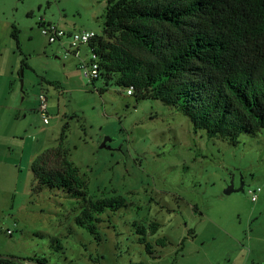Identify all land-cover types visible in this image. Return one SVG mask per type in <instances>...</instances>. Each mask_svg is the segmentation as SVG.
<instances>
[{
  "label": "rangeland",
  "instance_id": "rangeland-1",
  "mask_svg": "<svg viewBox=\"0 0 264 264\" xmlns=\"http://www.w3.org/2000/svg\"><path fill=\"white\" fill-rule=\"evenodd\" d=\"M106 7V0H0V156L13 165L0 173V254L22 264L43 257L48 264H264V130L234 147L195 134L183 113L159 100H136L115 84L96 91L103 82L92 84L80 68L88 47L69 53V37L50 44L42 27L101 34ZM42 93L48 124L38 112ZM106 137L109 149H100ZM59 146V161L64 156L89 184L81 190L87 200H126L94 216V234L75 222L80 199L33 191V163ZM232 179L245 188L227 196ZM153 221L160 230L151 243L162 236L171 243L156 248L155 260L137 232Z\"/></svg>",
  "mask_w": 264,
  "mask_h": 264
},
{
  "label": "trees",
  "instance_id": "trees-1",
  "mask_svg": "<svg viewBox=\"0 0 264 264\" xmlns=\"http://www.w3.org/2000/svg\"><path fill=\"white\" fill-rule=\"evenodd\" d=\"M102 33L87 47L98 57L104 93L111 84L132 88L136 100L155 99L183 113L193 131L236 147L242 135L264 130V0H106ZM43 25V24H42ZM19 49L18 30L11 34ZM21 61V68L26 65ZM92 81V84L95 81ZM64 139V131L60 142ZM50 148L32 165L34 192L48 188L83 202L75 222L94 234V216L126 206L122 196L87 200L80 169ZM56 158L51 164V158ZM139 227L145 252L171 245L165 236L154 244L160 223ZM151 228V229H150ZM184 240L179 243L183 248ZM178 249V250H179ZM30 259V258H29ZM34 264H48L35 258ZM21 260L13 256L0 264Z\"/></svg>",
  "mask_w": 264,
  "mask_h": 264
},
{
  "label": "built area",
  "instance_id": "built-area-1",
  "mask_svg": "<svg viewBox=\"0 0 264 264\" xmlns=\"http://www.w3.org/2000/svg\"><path fill=\"white\" fill-rule=\"evenodd\" d=\"M42 34L47 37L48 42L50 44L59 41L65 37H69L71 40V51L69 53L75 52L76 56L78 55L79 47L81 45L87 46L88 43L98 35L96 32L90 30H80L67 34L63 30L52 25H44L42 27ZM89 51L91 53L90 58L80 63V68L82 69L86 78L90 79L91 81H94L100 79V66L98 63L97 55L93 53L92 50ZM124 91L128 96H132L133 94L132 88H126L124 89ZM38 112L42 118L43 123L48 124L49 116L47 115V98L43 93L40 95V106ZM260 192V188L250 192L252 194L253 202L257 200V196ZM7 234L12 235V231L8 230Z\"/></svg>",
  "mask_w": 264,
  "mask_h": 264
},
{
  "label": "water",
  "instance_id": "water-1",
  "mask_svg": "<svg viewBox=\"0 0 264 264\" xmlns=\"http://www.w3.org/2000/svg\"><path fill=\"white\" fill-rule=\"evenodd\" d=\"M111 142V138L106 137L102 144L100 145V149H109L108 143ZM245 184L244 182L241 183L240 187L238 189L235 188L233 179L229 182L228 186L224 190L225 195H231L233 193L239 192V191H244ZM6 258L5 256L0 255V259Z\"/></svg>",
  "mask_w": 264,
  "mask_h": 264
},
{
  "label": "crops",
  "instance_id": "crops-1",
  "mask_svg": "<svg viewBox=\"0 0 264 264\" xmlns=\"http://www.w3.org/2000/svg\"><path fill=\"white\" fill-rule=\"evenodd\" d=\"M2 136L3 133L0 132V142L2 140ZM0 151H2V149L0 148ZM40 153V152H39ZM6 159V156L3 154L2 156H0V173H3V177H5L6 174L11 173V170H13V165L11 163H9ZM163 237V236H162ZM166 249V248H164ZM3 255V254H0Z\"/></svg>",
  "mask_w": 264,
  "mask_h": 264
}]
</instances>
